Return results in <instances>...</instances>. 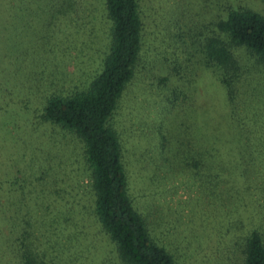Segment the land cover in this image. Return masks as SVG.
Wrapping results in <instances>:
<instances>
[{
    "label": "rangeland",
    "instance_id": "rangeland-1",
    "mask_svg": "<svg viewBox=\"0 0 264 264\" xmlns=\"http://www.w3.org/2000/svg\"><path fill=\"white\" fill-rule=\"evenodd\" d=\"M72 2L67 16L17 20L15 45L33 32L47 41L50 31L52 39L43 89L24 87L23 73L22 81L11 82L12 94L0 93V184L19 173L33 189L41 176L36 168H45L46 236L55 239L48 223L60 218L55 264H105L116 261L115 246L93 216L85 146L40 119L44 88L46 99L51 91L67 96L87 88L111 45L104 0ZM62 3L46 0L57 8ZM229 6L264 16V0H140V60L110 121L134 207L177 264H245L251 235L264 244V63L231 47L240 78L230 96L220 70L202 53V41L216 33ZM5 196L0 191V202ZM64 227L72 241L61 234Z\"/></svg>",
    "mask_w": 264,
    "mask_h": 264
},
{
    "label": "trees",
    "instance_id": "trees-1",
    "mask_svg": "<svg viewBox=\"0 0 264 264\" xmlns=\"http://www.w3.org/2000/svg\"><path fill=\"white\" fill-rule=\"evenodd\" d=\"M104 7L112 28L111 45L101 73L87 88L67 96L51 91L46 99L44 88L40 119L73 133L85 146L91 172L93 216L101 232L115 246L116 261L105 264H177L166 249L155 243L144 218L134 207L122 144L110 125L140 60L143 34L140 0H104ZM74 9L72 0H63L58 8L46 5V0H0V80L3 82L0 93L12 94L11 82L22 81L23 73L27 84L24 87L29 85L35 90L44 87L46 43H50L52 34L49 31L47 41L46 35L26 34L28 41L15 45L17 20L23 21L20 17L25 16L46 21V14H52L55 19L58 14H72ZM215 32L202 41V53L209 66L220 70L223 84L230 96H234L240 70L231 47H244L264 63V16L248 7L229 6L227 17L217 24ZM28 79L33 82L28 84ZM44 169L41 165L36 168V174L41 172V176L31 182L33 189L28 190L19 173L14 180L8 178L0 184V191L6 192L5 201L0 202V264L57 263L53 249L55 246L60 249V240L55 241L60 234V218L53 217L48 223L55 239L46 236ZM65 219L67 223L71 220ZM62 231L64 238L71 240V234H66L68 228ZM83 258L82 255L74 259ZM245 264H264V244L258 233L248 240Z\"/></svg>",
    "mask_w": 264,
    "mask_h": 264
},
{
    "label": "snow or ice",
    "instance_id": "snow-or-ice-1",
    "mask_svg": "<svg viewBox=\"0 0 264 264\" xmlns=\"http://www.w3.org/2000/svg\"><path fill=\"white\" fill-rule=\"evenodd\" d=\"M55 3H62L63 0H54Z\"/></svg>",
    "mask_w": 264,
    "mask_h": 264
}]
</instances>
